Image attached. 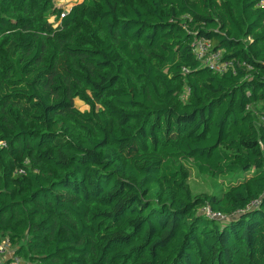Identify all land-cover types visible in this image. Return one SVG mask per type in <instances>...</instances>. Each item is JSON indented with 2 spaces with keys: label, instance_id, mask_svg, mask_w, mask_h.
<instances>
[{
  "label": "trees",
  "instance_id": "trees-1",
  "mask_svg": "<svg viewBox=\"0 0 264 264\" xmlns=\"http://www.w3.org/2000/svg\"><path fill=\"white\" fill-rule=\"evenodd\" d=\"M80 1L0 0V242L30 264H264V7Z\"/></svg>",
  "mask_w": 264,
  "mask_h": 264
},
{
  "label": "built area",
  "instance_id": "built-area-1",
  "mask_svg": "<svg viewBox=\"0 0 264 264\" xmlns=\"http://www.w3.org/2000/svg\"><path fill=\"white\" fill-rule=\"evenodd\" d=\"M256 7L263 8L264 7V0H258ZM62 18V16H61ZM193 53L195 58L201 61L202 66L209 67L211 70L222 73L226 71L228 68L232 69V63L229 61H222V53L219 51L213 52L211 51L210 43L204 39L196 40L192 44ZM183 72H185L183 70ZM4 146L2 142H0V147ZM21 174V171L17 172ZM201 213L205 214L206 216L219 220L222 219L220 214L212 213L208 208H202ZM9 244L8 240L0 242V261L3 257L2 252L3 248L7 247ZM8 259V258H7ZM0 264H3L0 262Z\"/></svg>",
  "mask_w": 264,
  "mask_h": 264
},
{
  "label": "rangeland",
  "instance_id": "rangeland-1",
  "mask_svg": "<svg viewBox=\"0 0 264 264\" xmlns=\"http://www.w3.org/2000/svg\"><path fill=\"white\" fill-rule=\"evenodd\" d=\"M80 2V0H55L56 6H60L65 12H69V10L73 6L79 4ZM183 95H185V93H183L182 96ZM74 104L76 108L81 112L88 109L85 105L81 104L78 101H75ZM189 187L192 193L195 195L201 193H217V187L214 186V183L212 181L204 177H196V174L194 172L189 178ZM17 246L18 244L9 242L8 246L3 248V252L1 254L3 255V257L0 262L3 264H30L26 259H22L19 257L15 258L14 251L16 250ZM10 259H12V261H8Z\"/></svg>",
  "mask_w": 264,
  "mask_h": 264
}]
</instances>
